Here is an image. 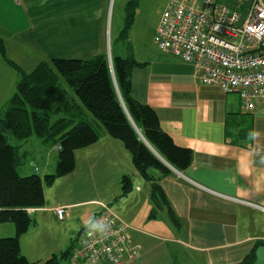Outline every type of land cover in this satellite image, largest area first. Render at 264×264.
Returning <instances> with one entry per match:
<instances>
[{"label": "crops", "instance_id": "crops-1", "mask_svg": "<svg viewBox=\"0 0 264 264\" xmlns=\"http://www.w3.org/2000/svg\"><path fill=\"white\" fill-rule=\"evenodd\" d=\"M135 3L139 5L138 0H126L124 9ZM111 13V0H0V22L7 33L0 37L7 58L25 73L53 59L104 55L113 64L116 57L132 56L138 63L131 72L132 98L154 110L176 146L192 152L184 171L170 167L172 173L162 175L149 170L166 197V203L158 204L151 199V182L136 170L130 151L103 127H98L100 138L94 144L75 152L71 174L77 176L87 165L97 190L99 183L114 184L105 196L111 200L107 206L128 225L127 235L138 248L137 257L125 264H239L253 252L255 264H264V94L255 100L252 112L245 111L239 94L201 83L192 63L157 47L154 36L161 16L153 35L141 41L133 33L136 11L127 33L125 13L114 38ZM16 24L22 27L14 28ZM14 40L20 50H35L40 62L24 69L11 52ZM20 78L0 54V118ZM58 94L76 99L65 84ZM83 114L93 120L86 111ZM16 144L24 155L22 175L43 179L55 173L57 147L48 151L41 140L36 161L28 158L31 151L25 143ZM37 162L40 167H34ZM124 176L131 178L125 195ZM46 188L44 206L27 210L32 222L20 238L21 253L30 264L71 251L80 238L77 234L103 210L102 201L80 199L85 187L65 190L56 199ZM57 207L65 208L63 219L57 217ZM15 234L13 223L0 224V238Z\"/></svg>", "mask_w": 264, "mask_h": 264}, {"label": "trees", "instance_id": "trees-1", "mask_svg": "<svg viewBox=\"0 0 264 264\" xmlns=\"http://www.w3.org/2000/svg\"><path fill=\"white\" fill-rule=\"evenodd\" d=\"M133 15L127 20L124 33ZM0 54L21 76L0 118V224L11 222L16 227L15 236L0 238V264H30L20 249V238L32 222L27 210L44 206V185L51 186L58 177L74 171L75 152L100 138L96 127H103L125 145L136 170L151 182V199L157 204L159 200L166 203L149 170L170 175L172 170L163 158L172 168L184 171L191 163L192 152L176 146L161 129L154 110L132 98L131 72L138 65L132 56L114 58L113 72L107 57L99 55L87 60L53 59L25 73L7 58L1 37ZM62 84L73 90L76 99L58 94ZM85 111L93 117L92 121L83 114ZM7 133L20 141L35 137L47 146H60L55 173L43 179L37 174L22 175L24 155L19 145L10 143ZM130 189L131 178L124 176L122 194ZM170 218L178 224L171 210ZM69 254L70 250H66L43 264H60ZM239 264H255L254 252Z\"/></svg>", "mask_w": 264, "mask_h": 264}, {"label": "built area", "instance_id": "built-area-1", "mask_svg": "<svg viewBox=\"0 0 264 264\" xmlns=\"http://www.w3.org/2000/svg\"><path fill=\"white\" fill-rule=\"evenodd\" d=\"M237 1L251 7L243 21L220 0H168L154 42L161 51L192 63L201 83L239 94L243 109L252 112L264 94V0ZM100 205L103 210L94 220L105 226L104 233L87 225L62 264H125L137 257L128 225ZM55 213L63 219L65 208L57 207Z\"/></svg>", "mask_w": 264, "mask_h": 264}, {"label": "rangeland", "instance_id": "rangeland-1", "mask_svg": "<svg viewBox=\"0 0 264 264\" xmlns=\"http://www.w3.org/2000/svg\"><path fill=\"white\" fill-rule=\"evenodd\" d=\"M126 0H111L112 4V13H111V24L113 29V38L115 35L116 29L118 27H122L124 23V16L126 15V22L127 20L135 14V25L133 26V33L135 35H138L143 41L145 38H149L151 35H153L154 30L156 28V23L161 16V14L164 11V8L166 6V3L168 0H138V3H135L134 7H130L127 11L124 9V3ZM221 3L227 5L229 8L236 10L242 15V21L247 18L251 7L249 5L246 6H240L237 0H220ZM3 18V17H2ZM126 24V23H125ZM22 27L21 24L14 25V28L20 29ZM0 33L2 36H6L7 33L4 31V26L0 22ZM0 35V36H1ZM17 40L10 41L13 53V56L15 60L26 70L32 68L35 66L38 62H40V56L35 50H31L29 47L25 46L27 50H20L17 46L15 47ZM9 42V41H8ZM4 113L2 114V116ZM98 130V127H96ZM9 136L10 143L13 145H16V143H25L24 147H27L31 152L28 153V158L30 156H33V159L38 161V157L35 155L37 154L36 147L38 145V142L40 143L41 140H17L13 138L9 133H7ZM56 146H47L44 145V148L48 151H51V149L55 148ZM34 150L36 152L34 153ZM21 153L23 151L21 150ZM24 161V160H23ZM40 162H37L34 167L37 165L39 166ZM82 173V175H81ZM71 174V173H70ZM67 174L61 177H58L56 182L48 186V188L51 190L52 196L54 199L61 198L62 193L65 190L73 189L77 190L80 187L85 190L84 194L85 196L80 197L82 200H89V199H95L104 202L105 205L109 204L111 200L105 199V196L107 195L110 188L114 186V184H106V183H99L98 187L99 189H96V185L94 184L92 178L88 174V168L86 165V169L81 171L77 176L74 174ZM50 175V174H49ZM70 175V176H68ZM47 190V191H49ZM81 190V189H80ZM106 200V201H105ZM93 207V206H90ZM89 208V207H88Z\"/></svg>", "mask_w": 264, "mask_h": 264}, {"label": "clouds", "instance_id": "clouds-1", "mask_svg": "<svg viewBox=\"0 0 264 264\" xmlns=\"http://www.w3.org/2000/svg\"><path fill=\"white\" fill-rule=\"evenodd\" d=\"M88 227L90 231L100 234H103L105 231V226L100 224L98 221H95L94 219L89 222Z\"/></svg>", "mask_w": 264, "mask_h": 264}, {"label": "water", "instance_id": "water-1", "mask_svg": "<svg viewBox=\"0 0 264 264\" xmlns=\"http://www.w3.org/2000/svg\"><path fill=\"white\" fill-rule=\"evenodd\" d=\"M109 64H110V67H111V69H112V72H113V64H112V61H110L109 62ZM118 92H119V90H118ZM119 96H120V99H121V101H122V98H121V95H120V93H119ZM136 130H137V128H136ZM138 132H139V130H137ZM146 143V142H145ZM147 144V143H146ZM148 145V144H147ZM160 157V156H159ZM161 158V157H160ZM161 160L167 165V166H169V167H171L163 158H161ZM172 168V167H171ZM173 169V168H172ZM85 232V228H83L78 234H77V238H79V237H81L82 235H83V233Z\"/></svg>", "mask_w": 264, "mask_h": 264}, {"label": "bare ground", "instance_id": "bare-ground-1", "mask_svg": "<svg viewBox=\"0 0 264 264\" xmlns=\"http://www.w3.org/2000/svg\"><path fill=\"white\" fill-rule=\"evenodd\" d=\"M58 147V146H57Z\"/></svg>", "mask_w": 264, "mask_h": 264}]
</instances>
